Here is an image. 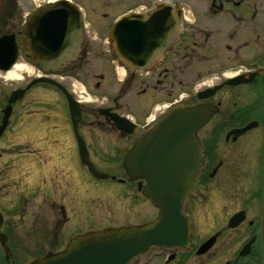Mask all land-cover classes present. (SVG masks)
<instances>
[{
    "label": "flooded vegetation",
    "instance_id": "1",
    "mask_svg": "<svg viewBox=\"0 0 264 264\" xmlns=\"http://www.w3.org/2000/svg\"><path fill=\"white\" fill-rule=\"evenodd\" d=\"M18 1L0 0V35L19 38L35 9L18 28ZM71 1L83 13L77 58L56 71L36 69L16 86L0 83V126L11 93L25 90L0 135V264L60 253L97 223L130 225L151 201L146 182L130 180L123 153L163 117L197 106L210 117L198 131L197 192L183 204L190 244L154 248L130 264H262L264 0ZM130 21L153 32L151 52L133 59L112 43L115 27L128 29ZM44 77L64 87L79 116L61 89L43 82L28 88ZM80 145L108 181L127 186L117 210L102 208V215L93 207L95 179Z\"/></svg>",
    "mask_w": 264,
    "mask_h": 264
},
{
    "label": "water",
    "instance_id": "2",
    "mask_svg": "<svg viewBox=\"0 0 264 264\" xmlns=\"http://www.w3.org/2000/svg\"><path fill=\"white\" fill-rule=\"evenodd\" d=\"M82 15L67 0L49 3L36 9L23 27L21 49L27 52L31 63L44 71L57 70L74 60L83 39ZM115 27L112 43L133 59L140 51L151 52L150 28L134 29V23L124 22L128 29ZM138 37V38H137ZM140 37V38H139ZM160 50V49H158ZM19 46L14 34L0 36V71H9L17 62ZM134 61V60H132ZM144 68L147 63H139ZM131 67L137 65L130 64ZM59 87L68 96L71 113L79 106L62 85L48 78L38 79ZM21 91L14 92L9 104L17 101ZM200 106L179 110L165 116L146 137L123 153L124 167L130 180L143 179V194L159 209L153 222L136 226L94 230L72 240L65 252L47 255L32 264H129L138 255L153 247L182 248L189 245L190 227L184 216V201L196 192L201 168L202 149L198 130L210 115ZM9 111L0 127L2 133ZM114 120L119 118L114 115ZM80 145L81 159L98 180L109 176L99 173L87 160ZM264 214V201H263ZM264 230V217H263ZM4 243L5 240L2 239ZM201 253V251H200ZM264 264V236L263 263Z\"/></svg>",
    "mask_w": 264,
    "mask_h": 264
},
{
    "label": "rangeland",
    "instance_id": "3",
    "mask_svg": "<svg viewBox=\"0 0 264 264\" xmlns=\"http://www.w3.org/2000/svg\"><path fill=\"white\" fill-rule=\"evenodd\" d=\"M49 0H36V2H31L28 0H21L19 1V9L18 12L20 14L16 16L15 20L18 23V28H20V20L21 15L25 10H30L32 7H35L37 4H45ZM51 1V0H50ZM8 26L4 29L7 30ZM18 65L23 66L21 70H17L16 75L9 78L4 79L0 77V83L8 88L11 84L16 86L17 84H20L23 77L30 78L33 75L37 74L38 71L33 66L29 65L27 61L24 58H20L18 61ZM4 72H0V76L4 75ZM30 75V76H28ZM92 187H93V207L96 209L98 214L106 215V211L109 208H114L117 210V208L121 207V201L119 200V195L123 194L125 191H127V186L124 184L119 183L118 181L113 180H104V181H92ZM142 206V205H139ZM102 208H106L107 210L101 211ZM141 209L143 211H139V214L136 215V218L132 219L130 221V224H140L143 222H149L155 219V215L157 213L156 209L151 205L150 203H146L144 207L142 206ZM108 217V216H107ZM128 222V221H126ZM125 222L122 221H112L111 223H107L106 221L104 223H97L92 226V229H98V228H104L109 226H120L124 225Z\"/></svg>",
    "mask_w": 264,
    "mask_h": 264
},
{
    "label": "bare ground",
    "instance_id": "4",
    "mask_svg": "<svg viewBox=\"0 0 264 264\" xmlns=\"http://www.w3.org/2000/svg\"><path fill=\"white\" fill-rule=\"evenodd\" d=\"M52 1H53V0H52ZM22 68H23V66L16 64V65L13 67L12 70H10L9 72H6L4 75H2V76H0V77H1V78H4V79H9V78H11V77H13V76L16 75L17 70H21Z\"/></svg>",
    "mask_w": 264,
    "mask_h": 264
}]
</instances>
